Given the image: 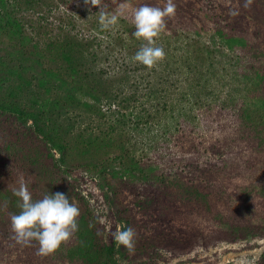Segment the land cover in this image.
Returning a JSON list of instances; mask_svg holds the SVG:
<instances>
[{
	"label": "rangeland",
	"instance_id": "374dc122",
	"mask_svg": "<svg viewBox=\"0 0 264 264\" xmlns=\"http://www.w3.org/2000/svg\"><path fill=\"white\" fill-rule=\"evenodd\" d=\"M93 2L0 5V106L28 113L0 114V264H264V0H173L151 68L132 59L145 43L132 15L167 0ZM129 96L161 114L137 119ZM21 183L79 209L51 254L16 242ZM124 228L130 250L113 242Z\"/></svg>",
	"mask_w": 264,
	"mask_h": 264
},
{
	"label": "clouds",
	"instance_id": "9594fccd",
	"mask_svg": "<svg viewBox=\"0 0 264 264\" xmlns=\"http://www.w3.org/2000/svg\"><path fill=\"white\" fill-rule=\"evenodd\" d=\"M84 3L95 6L93 0H84ZM175 9L173 0H167L164 7L145 4L134 10L132 21L135 31L132 35L145 43L132 57L133 61L151 68L164 58V49L156 46V38L166 27L165 18L173 16ZM230 14L237 15L238 12L230 10ZM116 19V16H112L109 20L101 17V22L108 26ZM13 194L21 201L19 203L21 211L11 216V227L17 243L30 245L35 241L39 245L38 254L43 256L58 250L78 231L79 209L65 193H49L42 199L34 201L26 185L21 183ZM134 237L132 228H124L113 234V242L130 250L134 247ZM239 264H250V262L241 257Z\"/></svg>",
	"mask_w": 264,
	"mask_h": 264
},
{
	"label": "trees",
	"instance_id": "16d2710c",
	"mask_svg": "<svg viewBox=\"0 0 264 264\" xmlns=\"http://www.w3.org/2000/svg\"><path fill=\"white\" fill-rule=\"evenodd\" d=\"M1 3H2V0H0V5H1ZM6 23H7V25L5 27L7 28L8 31H10V33H12V36H14V37L16 36L18 38L23 39L22 38L23 32L21 33L20 29H17V28H19V26H21L20 22H18L11 14H8ZM6 28H4V29H6ZM22 49H25V47H23ZM23 51L24 50H22L18 53H15L16 56L13 59L19 61V59L22 57L20 59V61H22V63H28L29 70L32 73H34L36 75L41 74L42 71L40 70V64L36 63V62L30 63L27 59V57H30L29 55H27V56L21 55V53ZM157 101H158V99H157ZM121 102L122 103H133V105H135L134 106V110H135L134 114L139 113L136 117L137 119H141V118L145 117L146 115H149V117H153L151 114L156 110H158V112H157L158 114H161L160 113L161 110L158 108L159 104L157 102H156L157 104H155V105H151L150 107H146V103L141 101L139 98H135V96L126 97L125 99H122ZM101 105H103V104H101ZM105 105H109V111L113 110L112 107L117 106V104L112 102V101H110L108 104H105ZM0 114L11 116L17 120L24 119L28 115L27 112L23 111L19 107L15 108L12 105L11 106L5 105V107L0 106ZM157 117H158V115L156 117H153V118L155 119ZM74 120L75 119L67 120L68 124L65 123V124H67V127H71V128L78 127L79 128V126L82 125L81 123L78 124V122L74 121ZM35 126L37 127L38 124L36 123ZM84 129H85L84 132H88L89 126L85 127ZM88 139L89 140L92 139L91 134H89ZM114 249H115L114 246H112L110 249V254H113Z\"/></svg>",
	"mask_w": 264,
	"mask_h": 264
}]
</instances>
